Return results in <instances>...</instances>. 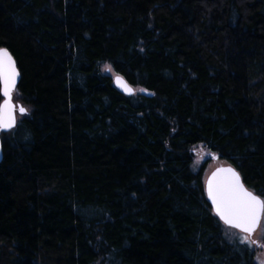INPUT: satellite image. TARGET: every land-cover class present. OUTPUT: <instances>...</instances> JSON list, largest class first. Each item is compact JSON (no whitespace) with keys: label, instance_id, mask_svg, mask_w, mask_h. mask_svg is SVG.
Listing matches in <instances>:
<instances>
[{"label":"trees","instance_id":"16d2710c","mask_svg":"<svg viewBox=\"0 0 264 264\" xmlns=\"http://www.w3.org/2000/svg\"><path fill=\"white\" fill-rule=\"evenodd\" d=\"M0 48V264H255L191 150L264 200V0H0Z\"/></svg>","mask_w":264,"mask_h":264},{"label":"snow or ice","instance_id":"6c2138e0","mask_svg":"<svg viewBox=\"0 0 264 264\" xmlns=\"http://www.w3.org/2000/svg\"><path fill=\"white\" fill-rule=\"evenodd\" d=\"M17 76L15 62L9 51L0 48V94L4 97L0 103V130H10L16 124V106L12 103V93ZM115 80L118 86L131 92L122 77L116 75ZM27 111L23 105L19 106L21 116L26 115ZM220 174L224 175L217 179ZM206 184L208 199L212 202L216 214L231 227L251 233L260 215L264 213V200L248 191L241 183L239 173L231 167L218 169ZM240 242L247 241L241 237Z\"/></svg>","mask_w":264,"mask_h":264},{"label":"rangeland","instance_id":"374dc122","mask_svg":"<svg viewBox=\"0 0 264 264\" xmlns=\"http://www.w3.org/2000/svg\"><path fill=\"white\" fill-rule=\"evenodd\" d=\"M103 73L110 75L112 80L116 76L113 72H111V70H108V67H103ZM135 93L136 90L134 89L133 94ZM13 103L14 105H21L20 103L16 102ZM15 117L16 121L21 117L17 110L15 112ZM191 153L193 156V170L197 171L201 168V166H204L205 179L215 168L226 165L224 162L219 161L215 154L209 152L207 148L201 144L193 147ZM224 234L232 241L234 239L240 240L241 237H244L247 241L246 243L254 253V263L262 264V262H264V213H262L258 228L251 237L228 227H225Z\"/></svg>","mask_w":264,"mask_h":264},{"label":"water","instance_id":"95a60500","mask_svg":"<svg viewBox=\"0 0 264 264\" xmlns=\"http://www.w3.org/2000/svg\"><path fill=\"white\" fill-rule=\"evenodd\" d=\"M13 60H14V59H13ZM15 67H16V64H15ZM16 69H17V68H16ZM17 72H18V70H17ZM119 76H120V75H119ZM115 77H116V76H115ZM115 77L113 78V85H114V87H115L119 92H121L122 94H124V95H126V96H131V95H133V93H134V89H133V87L130 86V85L125 81V79H124L122 76H120V77L123 78V81L126 82L127 86L131 89V92H127V91H125L123 87L117 85L116 80H115ZM18 79H19V75H18L17 78H16L15 87H16V84H17V82H18ZM2 97H3V95H2ZM3 100H4V97H3ZM12 103H13V101H12ZM13 104H14V103H13ZM15 106H16V110L18 111V114L20 115V113H19V106H20V105L17 104V105H15ZM15 126H16V124H15ZM15 126H14L12 129H10V130H0V135H1L2 133H8V132H10L11 130H13V129L15 128ZM1 160H2V142H1V138H0V162H1ZM228 167L233 168V167L230 166V165L219 166V167L215 168L213 171H211V172L209 173V175L206 177L205 182H204L205 195H206L207 201H208L209 204L211 205V208H212V210H213V213L215 214V216L219 219V221H220L225 227L235 229V230L239 231L240 233H243V234L248 235L249 237H251V236L254 234V232L256 231V229L258 228V225H259V223H260V219H261L262 214L260 215V218L257 220V222H256V224H255V227H254L253 231H252L251 233H244V232H241L239 229H237V228H233V227H231L230 225L226 224V223H225V222H224V221H223V220H222V219L216 214L215 209H214V207H213V205H212V202L208 199V195H207V191H206V187H207L206 182H207L209 179H211V178L213 177V174H214V173H217V170H218V169H221V168H228ZM233 169H234V168H233ZM223 175H224V174H220V176H218L217 179H220ZM240 178H241V177H240ZM241 183L244 185L242 179H241ZM244 187H245L248 191L252 192V191L249 190L245 185H244ZM252 193H253V192H252ZM253 194H254V193H253ZM254 195H256V194H254ZM261 199H262V198H261ZM262 200H263V199H262Z\"/></svg>","mask_w":264,"mask_h":264}]
</instances>
